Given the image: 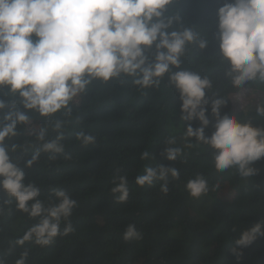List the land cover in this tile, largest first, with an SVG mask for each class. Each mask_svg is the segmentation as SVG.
<instances>
[{
	"label": "trees",
	"instance_id": "trees-1",
	"mask_svg": "<svg viewBox=\"0 0 264 264\" xmlns=\"http://www.w3.org/2000/svg\"><path fill=\"white\" fill-rule=\"evenodd\" d=\"M234 0H171L162 19L165 32L191 29L195 40L186 42L179 66L170 65L158 85L141 87L136 76L120 73L108 81L85 77L90 83L66 108L48 116L25 107L19 91L0 85V127L17 113L28 117L17 122L16 135L5 138L3 146L16 165L25 172L24 183L39 188L38 199L45 208L57 203L53 189L68 192L76 206L68 220L73 231L58 235L50 245L41 246L35 236L18 243L42 217H31L17 209L15 198L0 189V264H264V236L233 254L240 233L257 223L264 226V159L248 165L253 174L244 176L238 166L224 172L215 169L216 150L209 144L186 137L189 124L196 129L201 121L181 119L180 91L171 82L179 71L195 73L207 79L201 104L209 121L205 136L215 130L217 117L212 105L221 101L219 115H231L241 124L264 130V79L259 74L241 86L233 84V72L219 48L218 9ZM153 17L152 23L157 22ZM170 22V23H169ZM34 39H38L33 36ZM201 41H207L204 48ZM159 37L144 47L146 63H156ZM143 47V46H142ZM159 51H167L160 49ZM263 93L260 102L252 100ZM250 102L255 106H247ZM246 107V108H245ZM246 113H241L243 109ZM199 110V109H198ZM59 125V128L57 127ZM44 131L43 140L38 139ZM95 137L88 145L76 139L78 132ZM62 133L63 152H46L43 144ZM170 138L175 140L169 144ZM15 146V147H14ZM182 150L175 161L167 160L164 149ZM147 150L148 159H141ZM39 152L31 167L26 162ZM175 167L179 176L168 177L167 194L163 181L138 186L136 177L146 167ZM125 176L129 196L119 202L111 193L114 176ZM203 176L208 191L192 198L186 191L188 180ZM33 201L29 202V207ZM134 225L140 239L125 241L128 225ZM65 221H61L63 233Z\"/></svg>",
	"mask_w": 264,
	"mask_h": 264
},
{
	"label": "clouds",
	"instance_id": "clouds-1",
	"mask_svg": "<svg viewBox=\"0 0 264 264\" xmlns=\"http://www.w3.org/2000/svg\"><path fill=\"white\" fill-rule=\"evenodd\" d=\"M171 0H0V85H8L19 91L25 99V107L36 109L40 115L48 116L66 108L74 97L83 92L91 82L85 77L108 81L120 73L136 76L133 81L141 87L159 84V78L169 71L170 65L179 66V56L186 42L195 40L191 29L182 33L164 31L169 25L162 19L163 10ZM153 17L158 18L152 23ZM170 23V22H169ZM218 29L220 52L228 60L233 72L235 86L254 80L259 74L264 79V0H234L218 9ZM35 36L38 39H34ZM156 63L144 66L146 58L144 47H151L157 41ZM207 41H201L204 48ZM143 46V47H142ZM167 51H159L160 49ZM171 82L180 91L182 100L181 119L191 121L197 118L201 127L194 129L191 124L186 128V137L207 143L216 150L215 169L224 172L238 166V171L249 176L253 169L249 164L264 159V130L250 124L239 123L234 116L220 118L221 101L212 105V113L218 118L215 130L210 137L205 136L209 121L207 109L202 108L207 79L195 73L179 71L171 75ZM252 100L260 102L263 93L255 94ZM0 102V108H3ZM248 108L255 107L251 102ZM246 108V107H245ZM243 109L241 113L247 111ZM199 109V110H198ZM264 113V108L258 107ZM11 122L0 127V189L15 198L18 210L27 212L31 217H42L39 223L30 228L18 243L23 244L35 236V242L48 246L58 235L72 232L73 225L68 220L76 201L67 191L53 189L57 203L45 208L38 199L39 188L25 184V172L13 163L8 150L3 146L5 138L16 135L17 122H27L28 117L17 113ZM59 128V125H57ZM42 130L38 139L43 140ZM63 139L60 133L56 140L43 144L46 152H63ZM76 139L88 145L95 137L81 131ZM169 144L175 140L170 138ZM15 147V146H14ZM182 150L167 147L164 154L169 161H175ZM37 152L32 160L26 162L31 167L38 158ZM145 150L141 159H148ZM145 173L136 177L138 186L152 184L161 180V191L168 192V177L179 176L175 167L159 165L146 167ZM111 193L119 202L126 201L129 192L127 178L114 176ZM186 191L192 198H199L208 191V182L203 176L188 180ZM33 201L31 207L29 202ZM65 221L63 233L61 221ZM258 236H264V226L257 223L240 233L235 241L233 254L238 249L250 246ZM140 239L134 225H128L123 239ZM17 264H24L21 259Z\"/></svg>",
	"mask_w": 264,
	"mask_h": 264
},
{
	"label": "rangeland",
	"instance_id": "rangeland-1",
	"mask_svg": "<svg viewBox=\"0 0 264 264\" xmlns=\"http://www.w3.org/2000/svg\"><path fill=\"white\" fill-rule=\"evenodd\" d=\"M253 97H256V95H254ZM141 261H142V259H140L139 262L136 263V264H149L148 262H144V263H142Z\"/></svg>",
	"mask_w": 264,
	"mask_h": 264
}]
</instances>
